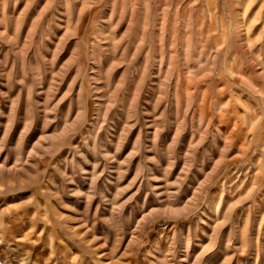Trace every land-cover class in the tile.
<instances>
[{
  "label": "rangeland",
  "instance_id": "rangeland-1",
  "mask_svg": "<svg viewBox=\"0 0 264 264\" xmlns=\"http://www.w3.org/2000/svg\"><path fill=\"white\" fill-rule=\"evenodd\" d=\"M0 264H264V0H0Z\"/></svg>",
  "mask_w": 264,
  "mask_h": 264
}]
</instances>
